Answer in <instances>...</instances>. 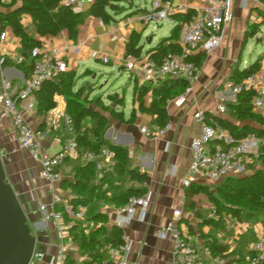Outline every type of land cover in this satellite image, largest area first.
Segmentation results:
<instances>
[{"label":"crops","instance_id":"1","mask_svg":"<svg viewBox=\"0 0 264 264\" xmlns=\"http://www.w3.org/2000/svg\"><path fill=\"white\" fill-rule=\"evenodd\" d=\"M156 1L159 0H154L153 5ZM15 2L14 7L18 6L21 0ZM171 2L175 13L189 11L194 13L201 9L208 0H172ZM4 3L8 4L9 2ZM89 8L84 11L85 19L79 26L76 40L70 39L67 30H63L55 36H40L33 17L28 13L21 14V21L25 31L31 37L41 41L40 46L44 48L57 46L64 49V59L68 63V71H73L76 74L74 91L84 87L87 82H98L94 85L93 91L87 90L86 93H89L90 99L103 96L101 97L103 103L106 106H111V109L105 112L108 118L104 129L105 139L126 148L132 166L146 175L142 185L146 189L144 194L149 200V205L145 212L138 208L132 219L122 228L123 235L131 243L128 254L129 264H171L172 236L170 234L158 235L159 230L171 221L178 223L179 227L191 236L198 247L204 246L206 238H216L227 245V256L244 255L248 252L250 244L264 235V224L259 220L254 225L227 214L212 216L213 205L209 197L204 192L197 193L192 189L195 186H209L212 190V185L216 186L219 182H213L207 176L194 174L191 171V143L200 135V125L196 119V113L199 110L207 112L215 120L218 118L230 119L235 124L242 125L241 122L231 118L229 114L228 109L236 101L237 96L230 93L226 84L230 80L234 81L232 77L235 70H243L255 61L246 62L243 60V56L250 41L257 37V43L263 47L258 58H261V70H264V39H262L264 5L260 0H232L233 19L224 25L219 46L210 52L200 48L194 53V55L203 53L205 58L199 66L198 78L193 84L189 96L182 104H179L177 99L183 92L178 89V93L166 103L168 123L165 132L161 135L158 134V129L161 127L155 123V117L149 112L140 111V105L135 101L136 89L142 86L149 87L150 90L144 97V103L150 107L154 97L153 89L158 86L142 80L134 72L125 68L126 61L136 59L133 56L126 57V44L133 32L141 34L140 45L143 47L141 57L147 56L146 51L149 48L154 47L162 38L170 35L176 24L175 20L171 18L172 21L160 22L153 26V29L156 30L167 23L169 25L167 35L156 38L152 33L145 37L143 31L148 24L144 21V15L147 10L140 13L139 10L142 8H135L134 3L129 6V11L123 15L114 16L116 19L109 23L89 15L86 12ZM0 9L5 10L3 7ZM252 24L259 25L258 32L253 37L246 38ZM5 29L8 37L1 43L0 49L12 62L15 58L23 55L22 42L11 27ZM179 43L182 46L181 32ZM100 56L110 57V62L106 63L110 65V69L102 70L92 65L94 60L103 62ZM116 69L120 74H124V72L129 74L125 88L112 92L110 86L105 90V85L109 83ZM27 79L23 70L17 68L16 65L4 67L0 74V91L8 84L9 95L16 97ZM102 79L105 80V83L100 85L99 82ZM114 94H119V99L124 98V105L117 104V101L112 102L110 96ZM67 100L68 97L64 94L55 95L56 107L50 110L45 117H38L35 97L27 101H18L16 104L17 109L25 113L27 121L34 129L48 132L44 146L52 153L60 151L63 147L62 136H50L49 132L52 129L61 128L62 135H65L61 124L67 116ZM31 101L34 102L35 109L27 111V105ZM221 103H224L227 108L225 112L217 110L218 104ZM133 111L134 117L131 119ZM115 113H122L123 120L117 119ZM83 123L89 128L91 126L90 118L87 117ZM41 125L43 129H40ZM144 128L147 130L145 131ZM0 148L8 162L9 178L19 192L27 198L30 212L35 220L38 221L40 216L38 209L40 203H49L53 197L58 195L71 197L70 188L62 182L51 184L41 177V165L19 145L11 116L0 118ZM72 160L64 162L59 167L63 180L72 178L74 172ZM262 166L263 161L255 162L245 174L250 175L256 168ZM99 173H97V183H99ZM186 180L189 181L186 182ZM110 181L111 179L108 177L101 192L93 197L92 205L94 213H102L107 217L105 224L107 229L117 226L118 209L121 207V201L117 195H120L123 189L141 185L124 176L113 178V185L108 186ZM87 208L89 212L90 209ZM176 209L183 210V216L180 219L174 217L173 212ZM100 223V221L86 217L81 220V228L88 234ZM42 230L48 235L44 242L47 259L43 264H49L50 256L55 254L58 248L57 231L54 222H48ZM69 255L76 261L85 258L80 255L78 246L74 242Z\"/></svg>","mask_w":264,"mask_h":264},{"label":"built area","instance_id":"2","mask_svg":"<svg viewBox=\"0 0 264 264\" xmlns=\"http://www.w3.org/2000/svg\"><path fill=\"white\" fill-rule=\"evenodd\" d=\"M2 1L10 2V0ZM63 2L73 12L81 13L96 0H64ZM260 2L264 5V0H260ZM173 13L175 12L171 1L159 0L154 3L151 10L146 12L144 21L148 25L151 22L159 24L160 22L172 21L170 16ZM232 19V0H208L201 9L192 13L188 20L181 23L182 48L180 52H168L160 61L142 56L135 60L126 61L124 66L142 80L152 82L156 86L168 78L185 80L187 87L177 99L178 103L182 104L192 91L199 73V65L191 56L200 48L210 52L219 46L222 29ZM7 37L6 29L0 24V45ZM31 57L34 60L32 72L17 96L9 95L8 84L0 91V118L11 116L12 125L18 135L19 145L29 153L33 160L41 165V177L51 184L61 183L63 175L59 167L66 159L79 160L83 163L96 162L100 172L98 178L102 176L103 172L113 171L116 160L111 150L103 148L100 153L87 152L81 155V149L78 148L74 136L67 138L62 149L56 153L49 152L45 148L44 142L48 132L34 129L27 121L25 113L17 109L16 104L18 101H27L33 98L43 82L67 72L69 67L64 59V49L57 46L50 48L35 46L31 50ZM7 58V55L0 49V74L3 72V65ZM100 58L105 63H109L111 60L109 56H100ZM12 62L15 64L23 63L24 56H19ZM226 86L234 96L246 90L252 91L253 109L256 113L264 115V70L260 69L250 73L240 81L230 80ZM34 109V102H29L27 111ZM217 110L225 112V104H218ZM196 119L200 125V135L191 143L190 169L194 174H203L213 182H220L228 176H242L255 162H262L264 136L248 133L242 138H236L228 129L223 128L215 118L202 110L197 111ZM64 122L67 132L73 134L71 122L67 116L64 118ZM165 129L166 127L159 128L158 134H163ZM144 130L146 131L147 128ZM188 181L186 180V182ZM148 205L149 200L145 194L131 195L127 202L118 209L117 226L123 228L132 219L138 208L145 212ZM38 209L40 213L38 222L45 226L48 222H54L58 234V248L56 253L50 256L49 264H66L73 243L71 230L76 220L85 218L88 208L82 204H78L74 208L70 203L69 196L58 195L53 197L49 203H40ZM216 213V208L213 206L212 216L217 215ZM65 214L69 220L65 219ZM173 214L175 219H180L183 216V210L176 209ZM30 225L32 230L37 231L34 223H30ZM166 234H170L173 240L171 264H262L264 262V235L251 243L248 252L244 255L227 256L214 255L210 247L205 245L198 247L191 236L183 231L175 221H171L158 232L159 236ZM122 238L121 244L106 247L112 264H129L128 254L131 243L125 235ZM65 239H68V242H65ZM85 258L89 259L90 257L85 255ZM46 259L47 253L36 247L29 264H43Z\"/></svg>","mask_w":264,"mask_h":264},{"label":"trees","instance_id":"3","mask_svg":"<svg viewBox=\"0 0 264 264\" xmlns=\"http://www.w3.org/2000/svg\"><path fill=\"white\" fill-rule=\"evenodd\" d=\"M16 0H13L15 2ZM64 0H21L18 6L14 7L13 2L4 3L0 0V24L3 28L11 27L14 33L21 39L24 62L15 64L7 58L3 65L14 66L23 70L25 77L29 78L33 67V58L31 50L35 46H40L41 41L31 37L24 29L21 14L28 13L33 17L37 32L40 36H55L63 30H67L70 39L76 40L79 33V26L84 22L85 12L75 13L71 8L64 4ZM130 0H96L86 11L89 15L100 18L103 22L109 23L116 18L113 12L120 10L121 5ZM172 1V0H162ZM193 12L187 13L176 12L171 14L175 20L169 36L164 37L154 47L146 51V55L156 61H160L168 52H180L181 44L179 36L181 32V23L188 20ZM264 14V13H263ZM259 25L252 24L246 38L253 37L258 32ZM141 34L133 32L126 44V57L133 56L140 58L143 47L140 45ZM192 59L200 66L204 61L203 53L193 54ZM261 69V58L259 57L247 68L235 70L233 79L240 81L250 73ZM76 74L73 71H67L59 74L56 78L47 80L42 83L41 87L35 92L34 97L37 101L38 117H45L46 114L56 107L55 95L64 94L68 97L66 114L70 119L72 133L67 132L64 127L65 135L62 140L65 141L70 136H74L81 155L87 152L100 153L103 148H108L114 153L116 165L113 171L103 172L98 178L99 170L94 161L86 163L79 160H72L74 172L72 178L65 179L62 184L71 190L70 203L76 208L78 204L89 207V212L85 218L100 221V225L86 234L81 228V220H76L71 230L72 240L78 246V251L83 258L80 261L74 260L68 255L66 264H112V259L108 254V245H118L123 242V230L118 226H112L107 229L105 226L107 217L102 213H94L92 208L93 197L101 192L102 186L111 179L108 186H112V179L122 176L137 181L141 185L131 186L123 189L117 198L120 199V205H124L131 195H142L146 189L142 185L146 175L140 173L137 168L133 167L126 148L113 144L104 137V129L108 123L105 112L111 109L106 106L100 97L89 98L84 87L74 91ZM187 82L179 78H168L160 86L153 89V100L150 107L144 103V97L150 90L149 87L142 86L136 89L135 101L140 105V111L151 113L155 117V123L160 127H166L167 109L166 103L177 93L184 92ZM253 92L250 90L243 91L237 95L236 101L228 109L231 118L241 122L239 126L230 119L218 118L216 121L225 129H228L236 138H242L248 133H256L264 136V115L258 114L253 109L252 104ZM112 102L124 105V98L112 95ZM94 104V105H93ZM227 110V108H226ZM89 117L91 126L88 128L84 125V120ZM115 117L123 120L122 113H115ZM134 117V111L131 119ZM251 123V124H250ZM43 129V126H40ZM70 161L66 159L65 162ZM263 166L256 168L250 175L228 176L221 180L214 190L209 186H195L193 192H204L210 199L212 205L216 208L217 214H227L239 220L256 217L264 224V155ZM67 220L69 217L65 214ZM204 245L210 247L214 255H227L228 247L216 238L205 239ZM264 264V262L262 263Z\"/></svg>","mask_w":264,"mask_h":264},{"label":"water","instance_id":"4","mask_svg":"<svg viewBox=\"0 0 264 264\" xmlns=\"http://www.w3.org/2000/svg\"><path fill=\"white\" fill-rule=\"evenodd\" d=\"M133 3L130 0L121 5L113 15H123ZM32 217L27 198L9 178L8 162L0 148V264L30 263L38 243L37 234L45 227ZM32 220L37 234L32 232Z\"/></svg>","mask_w":264,"mask_h":264},{"label":"rangeland","instance_id":"5","mask_svg":"<svg viewBox=\"0 0 264 264\" xmlns=\"http://www.w3.org/2000/svg\"><path fill=\"white\" fill-rule=\"evenodd\" d=\"M11 2H13V0ZM153 2H154V0H134V7L135 8L136 7H141L142 9H140L139 12L142 13V12H144V10H147V11L151 10L153 8ZM13 3L15 4L16 2H13ZM154 25H155V23L151 22L147 26V28L143 31V35L145 37L150 36L152 33L155 34L156 38H159L162 35H167L168 34V30L167 29H168L169 25L167 23H165V25L162 28H159V29H156V30L153 29ZM263 32H264V27H263ZM262 34H263L262 35V39H264V33H262ZM257 38H254L253 40L250 41V43H249V45H248V47L246 49V52H245V54L243 56V60L244 61H246V62L254 61L261 54V52L263 50V47H262L261 44L257 43ZM92 65L96 66V67H98V68H100L102 70L110 69V65L106 64V63H103L102 61H95L94 60V61H92ZM128 76H129L128 72H124V74H120L118 69H116V71L114 72V75L111 77L109 83L107 85H105L104 89L106 90V88H109L111 86L112 87L111 91L114 92L115 90H118L120 88L121 89L125 88V83L128 80L127 79ZM96 83H98V82L97 81H95L93 83L87 82L86 85L84 86L85 91H87V90H90L89 92L93 91V89L95 87L94 85H96ZM104 83H105L104 79H102L99 82L100 85L104 84ZM114 95L119 96V94H114ZM101 97H103V96H101ZM126 97L128 99L129 93H128V95ZM61 127H63V128L65 127V122L64 121L62 122ZM60 129H58V130L52 129L51 132H49L50 136H55V135L63 136L62 135V131ZM215 188H216V186L212 185V191L213 192H214ZM32 219H34V217H32ZM240 221L250 222L251 224H254V225L259 222V220L256 217H252L250 219L243 218ZM32 223H33V220H32ZM32 232L34 234H37V231L34 230V229L32 230ZM37 237H38L37 247L39 249H41V250H44V242L47 240V237H48L47 233L44 230H42V231L39 232V234H37ZM56 241H59L58 234L56 235ZM65 242H68V239H65Z\"/></svg>","mask_w":264,"mask_h":264}]
</instances>
